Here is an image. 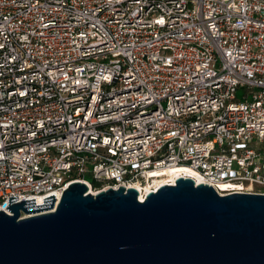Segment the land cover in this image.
Segmentation results:
<instances>
[{
    "label": "built area",
    "instance_id": "built-area-1",
    "mask_svg": "<svg viewBox=\"0 0 264 264\" xmlns=\"http://www.w3.org/2000/svg\"><path fill=\"white\" fill-rule=\"evenodd\" d=\"M176 166L264 191V0H0V211Z\"/></svg>",
    "mask_w": 264,
    "mask_h": 264
},
{
    "label": "water",
    "instance_id": "water-1",
    "mask_svg": "<svg viewBox=\"0 0 264 264\" xmlns=\"http://www.w3.org/2000/svg\"><path fill=\"white\" fill-rule=\"evenodd\" d=\"M54 197L10 196L0 264H264V194L220 196L179 176L143 202L134 188L93 194L80 182Z\"/></svg>",
    "mask_w": 264,
    "mask_h": 264
},
{
    "label": "bare ground",
    "instance_id": "bare-ground-1",
    "mask_svg": "<svg viewBox=\"0 0 264 264\" xmlns=\"http://www.w3.org/2000/svg\"><path fill=\"white\" fill-rule=\"evenodd\" d=\"M184 171L191 173V171H188L187 169L182 168V167H178V166L166 168L162 172V174L165 175L164 178H161L160 181L155 183V190H157L161 186H165V185L173 186V185H175L176 179L179 178L180 173H182ZM198 183H200V182H198ZM246 186L249 188H252V189L256 188L250 184H246ZM88 189L90 190L89 191L90 193H93V194L96 193L91 189V187H88ZM256 189H258V188H256ZM142 192H143V194L142 193L139 194V200H141V201L144 200V197L146 196V194H148L150 192V189L148 187H145L144 191H142Z\"/></svg>",
    "mask_w": 264,
    "mask_h": 264
},
{
    "label": "rangeland",
    "instance_id": "rangeland-1",
    "mask_svg": "<svg viewBox=\"0 0 264 264\" xmlns=\"http://www.w3.org/2000/svg\"><path fill=\"white\" fill-rule=\"evenodd\" d=\"M240 94H241V90H238V92H237V96L239 97L240 96ZM87 181H89V182H91L92 180L89 178V176H86V178H85ZM91 187V189L94 191V192H96L97 190H94L93 188H92V186H90ZM88 191H90L89 189H88ZM259 194H262V193H264V191L263 190H261V191H257Z\"/></svg>",
    "mask_w": 264,
    "mask_h": 264
},
{
    "label": "trees",
    "instance_id": "trees-1",
    "mask_svg": "<svg viewBox=\"0 0 264 264\" xmlns=\"http://www.w3.org/2000/svg\"><path fill=\"white\" fill-rule=\"evenodd\" d=\"M91 186L94 190H98L99 184L95 181H91Z\"/></svg>",
    "mask_w": 264,
    "mask_h": 264
}]
</instances>
